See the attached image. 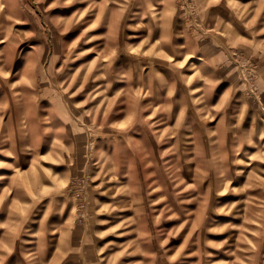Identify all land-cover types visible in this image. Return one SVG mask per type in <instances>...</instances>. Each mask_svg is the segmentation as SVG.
<instances>
[{
	"label": "rangeland",
	"instance_id": "374dc122",
	"mask_svg": "<svg viewBox=\"0 0 264 264\" xmlns=\"http://www.w3.org/2000/svg\"><path fill=\"white\" fill-rule=\"evenodd\" d=\"M0 264H264V0H0Z\"/></svg>",
	"mask_w": 264,
	"mask_h": 264
}]
</instances>
